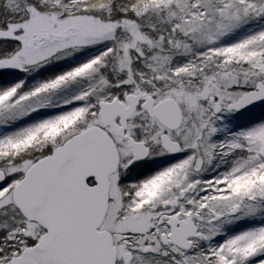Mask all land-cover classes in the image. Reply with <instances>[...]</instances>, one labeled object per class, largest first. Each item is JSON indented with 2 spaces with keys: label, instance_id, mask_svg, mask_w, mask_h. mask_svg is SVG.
Masks as SVG:
<instances>
[{
  "label": "snow or ice",
  "instance_id": "snow-or-ice-1",
  "mask_svg": "<svg viewBox=\"0 0 264 264\" xmlns=\"http://www.w3.org/2000/svg\"><path fill=\"white\" fill-rule=\"evenodd\" d=\"M0 264H264V0H0Z\"/></svg>",
  "mask_w": 264,
  "mask_h": 264
}]
</instances>
